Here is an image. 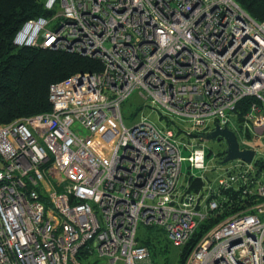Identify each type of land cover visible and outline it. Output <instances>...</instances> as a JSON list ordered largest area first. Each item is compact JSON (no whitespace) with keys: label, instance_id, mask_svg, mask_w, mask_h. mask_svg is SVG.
<instances>
[{"label":"built area","instance_id":"2783aa9c","mask_svg":"<svg viewBox=\"0 0 264 264\" xmlns=\"http://www.w3.org/2000/svg\"><path fill=\"white\" fill-rule=\"evenodd\" d=\"M44 8L52 13L26 19L13 43L102 67L51 83L49 111L0 123V264L85 256L153 264L139 225L161 227L181 247L221 214L231 188L245 201L201 234L184 264H264V19L235 0H44ZM133 91L167 122L192 128H160L144 115L126 125L121 106ZM216 125L253 156L209 177L201 140ZM184 161L197 170L188 178L202 181L196 191L180 184Z\"/></svg>","mask_w":264,"mask_h":264},{"label":"trees","instance_id":"16d2710c","mask_svg":"<svg viewBox=\"0 0 264 264\" xmlns=\"http://www.w3.org/2000/svg\"><path fill=\"white\" fill-rule=\"evenodd\" d=\"M235 1L255 20L264 19V0ZM43 6L44 0H0V123L49 111L51 104L48 100V88L51 83L76 72L97 71L102 67L99 61L75 53L36 46H17L13 43L12 38L16 30L26 19L48 16L52 13V10H47ZM252 99L253 97L242 99L235 110L237 114L241 115ZM201 184L199 177H191L188 179L187 188L189 191H196ZM224 193H227L228 200L224 203L221 214L199 223L193 236L179 247L180 258L177 264H184L186 256L198 238L218 221L219 217L222 218L238 209L245 201L234 188L225 190ZM145 227L147 233L143 231L138 235V240L148 248L150 258L155 263L157 262L155 254L159 251L158 245L161 246V238L165 240L166 246L174 245L161 227ZM85 258L81 260V264H91L89 258L86 256Z\"/></svg>","mask_w":264,"mask_h":264},{"label":"rangeland","instance_id":"374dc122","mask_svg":"<svg viewBox=\"0 0 264 264\" xmlns=\"http://www.w3.org/2000/svg\"><path fill=\"white\" fill-rule=\"evenodd\" d=\"M123 119L126 125H131L137 120L140 119L141 115H144L150 122L160 128L170 127L176 128L178 130H189L192 128L189 123L182 119L174 118L173 122L166 121V118L163 116L162 108H152L151 106H144L143 102L139 99V96L136 91H133L122 103L121 106ZM230 119L232 124L239 129L240 122L237 119V116L234 114H230ZM168 124V125H167ZM180 137V135H178ZM182 141L188 142V138L181 139ZM245 142L248 145H261L262 140L257 137H244ZM204 149L207 152L206 163H207V172L206 175L209 177H217L222 174V170L219 169L221 165L226 166L231 161L222 162V159L225 155L226 144L223 139L218 140L217 138L212 139H203L201 140ZM264 150V148H263ZM189 151L183 149L182 154L184 156L188 155ZM188 171L195 172L197 170H190L188 168L187 161H184L182 164V178L180 180V184H185L188 178ZM197 173V172H196ZM147 233V227L139 225L138 235L142 234V232ZM161 246L158 245L156 252L157 262H152L153 264H177L180 258V248L177 246H166L165 240L163 238L160 239ZM152 260V259H151Z\"/></svg>","mask_w":264,"mask_h":264},{"label":"water","instance_id":"95a60500","mask_svg":"<svg viewBox=\"0 0 264 264\" xmlns=\"http://www.w3.org/2000/svg\"><path fill=\"white\" fill-rule=\"evenodd\" d=\"M203 139L217 138L218 140L223 139L226 144L225 155L222 162L240 158L244 161H250L253 156L252 150H240L236 134L228 129L227 127H216L210 132L205 133L202 136Z\"/></svg>","mask_w":264,"mask_h":264},{"label":"bare ground","instance_id":"6f19581e","mask_svg":"<svg viewBox=\"0 0 264 264\" xmlns=\"http://www.w3.org/2000/svg\"><path fill=\"white\" fill-rule=\"evenodd\" d=\"M44 7V6H43ZM48 15V14H47Z\"/></svg>","mask_w":264,"mask_h":264}]
</instances>
